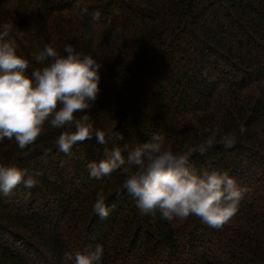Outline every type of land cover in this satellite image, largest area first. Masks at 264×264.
<instances>
[{
	"label": "trees",
	"instance_id": "trees-1",
	"mask_svg": "<svg viewBox=\"0 0 264 264\" xmlns=\"http://www.w3.org/2000/svg\"><path fill=\"white\" fill-rule=\"evenodd\" d=\"M4 24L29 77L50 62L34 59L45 45L66 55L71 44L102 65L87 114L106 144L93 138L65 154L56 139L67 129L47 123L24 150L0 141V163L42 173L30 189L21 182L0 193V264H64L65 252L97 245L100 264H264V0H0ZM213 132L190 166L226 171L244 190L220 228L196 215L143 214L122 187L123 169L97 179L87 168L106 149L126 158L154 135L186 152ZM227 133L236 136L230 148ZM98 192L105 219L93 211Z\"/></svg>",
	"mask_w": 264,
	"mask_h": 264
},
{
	"label": "clouds",
	"instance_id": "clouds-1",
	"mask_svg": "<svg viewBox=\"0 0 264 264\" xmlns=\"http://www.w3.org/2000/svg\"><path fill=\"white\" fill-rule=\"evenodd\" d=\"M98 18L96 13L94 19ZM11 31L12 25H0V141L14 139L24 150L35 144L47 123L54 129H67L56 139L59 151L65 154H70L78 142L93 138L106 144L105 132L96 128L87 114L100 92L102 65L91 55L77 52L71 44L64 48L66 55L45 45L34 59L39 64L50 62L34 69L29 77V62L17 55L16 42L9 38ZM239 131L244 133L246 129ZM116 135L123 139L121 134ZM215 141L213 132L198 148L186 144V152H174L170 145L166 146L164 136L154 135L129 151L126 158L120 147L106 149L107 158L89 162L87 168L90 176L97 179L123 169L127 175L122 187L143 214L159 210L162 219L169 222L196 215L209 226L220 228L236 214L244 190L226 171H198L189 164L194 152L204 154ZM221 142L230 148L236 136L227 133ZM40 174L0 163V193L8 195L21 182L30 189L36 186L35 176ZM93 211L101 219L109 215L102 192L97 193ZM103 254V247L97 245L75 256L65 252L63 260L64 264H100Z\"/></svg>",
	"mask_w": 264,
	"mask_h": 264
}]
</instances>
